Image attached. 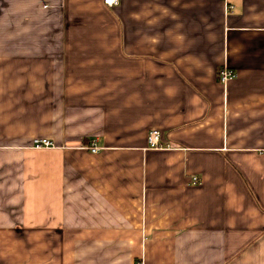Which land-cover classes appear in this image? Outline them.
Listing matches in <instances>:
<instances>
[{"label":"crops","instance_id":"crops-1","mask_svg":"<svg viewBox=\"0 0 264 264\" xmlns=\"http://www.w3.org/2000/svg\"><path fill=\"white\" fill-rule=\"evenodd\" d=\"M141 261L264 264V0H0V264Z\"/></svg>","mask_w":264,"mask_h":264},{"label":"built area","instance_id":"built-area-1","mask_svg":"<svg viewBox=\"0 0 264 264\" xmlns=\"http://www.w3.org/2000/svg\"><path fill=\"white\" fill-rule=\"evenodd\" d=\"M120 0H104V4L108 7H113V6H117L119 5ZM235 73L224 67L222 68L219 72H218V79L219 81L223 84L226 85L230 80L234 79L235 77ZM149 145L150 148L152 149H160L162 147L161 141H162V134L157 131V130H153L150 132L149 137ZM34 147L37 149H43V148H51L53 147L52 143L46 139H36L34 140ZM92 153H97L98 152V148L94 145L91 149ZM199 183V179L198 177H194L193 178V184H198ZM137 264H143V262H139Z\"/></svg>","mask_w":264,"mask_h":264}]
</instances>
